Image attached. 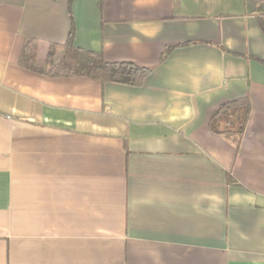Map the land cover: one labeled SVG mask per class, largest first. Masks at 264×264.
Listing matches in <instances>:
<instances>
[{
  "label": "crops",
  "instance_id": "1",
  "mask_svg": "<svg viewBox=\"0 0 264 264\" xmlns=\"http://www.w3.org/2000/svg\"><path fill=\"white\" fill-rule=\"evenodd\" d=\"M259 15L264 0H0V264H264ZM72 21L76 46L151 68L144 83L20 63L33 39L43 65Z\"/></svg>",
  "mask_w": 264,
  "mask_h": 264
},
{
  "label": "trees",
  "instance_id": "2",
  "mask_svg": "<svg viewBox=\"0 0 264 264\" xmlns=\"http://www.w3.org/2000/svg\"><path fill=\"white\" fill-rule=\"evenodd\" d=\"M74 0H69V8ZM261 9V5L259 6ZM259 9V10H260ZM262 13V12H258ZM259 24L264 32V15H259ZM171 47L166 49L164 58ZM167 53V54H166ZM38 44L33 39H28L22 50L20 63L29 69L51 76L88 77L105 82H118L122 84L141 86L152 70L146 66H140L131 61H108L102 52L84 49L75 45V24L72 27L68 39L62 43H52L46 62L37 65ZM250 110V99L239 98L223 103L212 115L213 118L225 116L240 109ZM235 123L226 125L223 130L234 133H243L247 116L237 117ZM236 118V119H237ZM230 120V117H228ZM221 132V131H220Z\"/></svg>",
  "mask_w": 264,
  "mask_h": 264
},
{
  "label": "rangeland",
  "instance_id": "3",
  "mask_svg": "<svg viewBox=\"0 0 264 264\" xmlns=\"http://www.w3.org/2000/svg\"><path fill=\"white\" fill-rule=\"evenodd\" d=\"M39 61H43V59L41 58V59H39Z\"/></svg>",
  "mask_w": 264,
  "mask_h": 264
}]
</instances>
